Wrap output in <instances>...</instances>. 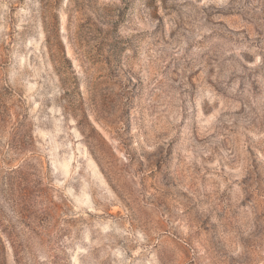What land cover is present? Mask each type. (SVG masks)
<instances>
[{
  "label": "rangeland",
  "instance_id": "rangeland-1",
  "mask_svg": "<svg viewBox=\"0 0 264 264\" xmlns=\"http://www.w3.org/2000/svg\"><path fill=\"white\" fill-rule=\"evenodd\" d=\"M0 264H264V0H0Z\"/></svg>",
  "mask_w": 264,
  "mask_h": 264
}]
</instances>
